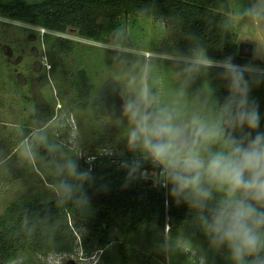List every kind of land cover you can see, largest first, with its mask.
<instances>
[{"label":"rangeland","instance_id":"rangeland-1","mask_svg":"<svg viewBox=\"0 0 264 264\" xmlns=\"http://www.w3.org/2000/svg\"><path fill=\"white\" fill-rule=\"evenodd\" d=\"M228 1L232 30L239 44L254 46V54L249 58L250 68L264 70V0ZM130 23L126 30L137 45L132 48L115 45L106 36L102 41L89 40L72 30L62 34L0 18V48L11 56L10 70L24 76L22 92L33 78L40 93L49 101H57V117L42 131L46 143L54 150L56 165L53 167L32 145L33 141L36 145V122L31 117L33 107L19 114L21 108L7 102L17 100V90L11 86L2 95L7 100L0 104V160L3 158L0 162V215L18 200L39 194L46 196L49 189H59L62 183H68L71 177L65 166L70 161L80 168L82 157L103 148L112 150L116 156L133 154L127 147V118L122 115L124 99L135 94L133 88H129L133 77L137 85L143 81L158 94L162 103L178 100L189 111L203 109L210 114L218 111L221 91L213 76V68L218 66L202 69L188 80L184 69L191 58L165 54L167 31L164 26L153 19L139 18ZM58 39L71 45L73 52L66 54L60 50ZM81 69L90 77L93 100L101 102L106 84L116 83L123 95L120 102L113 107L104 104L101 114L83 111L72 85V75ZM1 80L2 77L0 85ZM181 91L182 97L179 96ZM26 93L27 97H33L32 91ZM253 96L264 116V84L254 88ZM22 121L28 126L24 127ZM261 127L264 128V119ZM68 223L74 244L71 240L65 241L58 252L52 242V248L57 250L48 254L37 252L36 257L27 250L5 264H121V244L127 264H228L222 253L209 248L204 236L186 233L168 224L163 234L154 228L151 246L144 232L126 237L125 226L120 222L113 230V243L102 250L92 238L90 223L71 217ZM183 241L191 243V251L185 252L178 246Z\"/></svg>","mask_w":264,"mask_h":264},{"label":"trees","instance_id":"trees-1","mask_svg":"<svg viewBox=\"0 0 264 264\" xmlns=\"http://www.w3.org/2000/svg\"><path fill=\"white\" fill-rule=\"evenodd\" d=\"M0 18L62 34L72 30L89 40L110 38L115 45L129 48L137 46L126 30L130 22L139 18L153 19L167 31L165 54L192 58L202 50L213 61L230 57L234 63L251 65L249 58L239 54L240 44L232 30L228 0H0ZM57 41L60 50L66 54L73 52L71 45L62 39ZM10 57L0 48V104H5L7 99L2 95L11 86L17 90V100L9 99L7 102L20 107L19 114L33 107L31 117L36 122V145L34 141L32 145L54 167V150L46 143L42 131L57 117V101H49L40 93L33 78L22 92L24 83H21V78L24 76L10 70ZM220 71L219 67L213 68V76L220 84L222 104L228 91L227 81L221 78ZM72 76L75 95L83 111L101 114L104 104L113 107L122 99L117 84L108 83L103 88L102 101L93 100L88 73L81 69ZM31 91L33 97H27L26 92ZM22 122L24 127L28 126ZM96 153L94 151L92 155ZM133 158V154L125 157L115 155L112 158L97 157L94 162L87 163V156L83 157L79 169L90 170L94 178L91 184L84 183L80 187L79 181L71 178L68 182L74 186L71 196L65 195L61 187L52 188L46 196L39 194L11 204L0 215V264L16 259L27 250L36 257L39 255L37 252L48 254L57 249L61 252L59 248L65 241L71 240L74 244L68 223L70 217L90 223L92 238L102 250L113 243V230L120 222L125 226L126 237L144 232L150 245H153L154 228L163 234L167 224L186 233L204 236L195 212L184 204L177 206L172 203L165 190L154 186L151 179L134 180L128 187H122L127 172L119 164ZM144 167L152 172L150 164ZM101 185H106L107 190H99ZM52 242L57 249L52 248ZM119 249L121 264H127L126 256L122 255V244Z\"/></svg>","mask_w":264,"mask_h":264},{"label":"clouds","instance_id":"clouds-1","mask_svg":"<svg viewBox=\"0 0 264 264\" xmlns=\"http://www.w3.org/2000/svg\"><path fill=\"white\" fill-rule=\"evenodd\" d=\"M214 66L228 91L214 114L189 111L178 100L162 103L143 81H129L135 94L124 99L122 115L134 158L119 164L127 172L122 187L152 179L172 203L195 212L209 248L222 253L228 264H264V116L252 95L264 84V70L230 57L213 61L201 50L184 72L191 80ZM145 164L151 165V174ZM65 167L80 187L93 182L90 170L71 161ZM61 189L71 196L74 186L65 182ZM178 246L192 250L189 241Z\"/></svg>","mask_w":264,"mask_h":264},{"label":"built area","instance_id":"built-area-1","mask_svg":"<svg viewBox=\"0 0 264 264\" xmlns=\"http://www.w3.org/2000/svg\"><path fill=\"white\" fill-rule=\"evenodd\" d=\"M86 156L87 155H85V157ZM114 156H115V154L112 150L103 148V149H100L99 151H97L96 155L91 154L89 157H87L86 162L92 163L97 159V157H111L112 158Z\"/></svg>","mask_w":264,"mask_h":264},{"label":"water","instance_id":"water-1","mask_svg":"<svg viewBox=\"0 0 264 264\" xmlns=\"http://www.w3.org/2000/svg\"><path fill=\"white\" fill-rule=\"evenodd\" d=\"M239 50V54L241 57L250 58L254 54V46L249 43L241 44Z\"/></svg>","mask_w":264,"mask_h":264}]
</instances>
